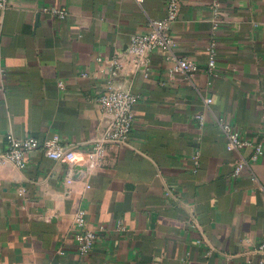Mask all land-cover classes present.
Masks as SVG:
<instances>
[{
  "label": "crops",
  "instance_id": "obj_1",
  "mask_svg": "<svg viewBox=\"0 0 264 264\" xmlns=\"http://www.w3.org/2000/svg\"><path fill=\"white\" fill-rule=\"evenodd\" d=\"M6 1L9 7H0V147L9 134L41 144L59 137L76 160H52L38 149L24 169L0 166V264L264 260L258 251L264 155L253 161V148L229 151L220 125L264 149V0H220L213 78V0H181L171 33L175 55L199 65L192 81L172 76L163 52L151 56L148 76L126 64L133 35L165 18L168 0ZM50 7L69 16L46 12ZM117 55L124 62L117 84L140 96L135 125L128 144L110 150L108 166L84 170L86 154L105 134L98 98ZM242 158L249 170L234 178ZM81 209L87 229L98 235L87 256L75 240Z\"/></svg>",
  "mask_w": 264,
  "mask_h": 264
},
{
  "label": "built area",
  "instance_id": "obj_2",
  "mask_svg": "<svg viewBox=\"0 0 264 264\" xmlns=\"http://www.w3.org/2000/svg\"><path fill=\"white\" fill-rule=\"evenodd\" d=\"M0 7L7 9L9 7L6 0L0 1ZM213 28L212 38L208 51L210 53L208 63V73L213 78L217 75V55L218 41L217 35L223 23L222 3L220 0H213ZM181 0H168L167 13L164 19L151 20L148 29L144 33L133 35L130 45L127 48L126 64L132 69L143 70L145 76H148L146 68L148 67L151 56L155 52H163L167 61L173 63L170 74L182 75L187 80L192 79L197 75L200 68L199 65L189 58H178L174 53L175 39L171 33L172 25L178 20L181 13ZM46 12L66 19L69 13L66 9L50 7L45 9ZM113 70L111 76L107 79L105 88L100 94L98 100L103 109L104 115L112 121L104 135L99 137L93 145L87 156L85 164L86 170H96L109 165L110 150L113 147H123L128 144L130 135L135 125L136 113L135 107L140 101V96L126 90L117 84L116 79L124 67L123 59L118 55L112 59ZM86 76V74L84 75ZM212 98H206L205 102L211 104ZM201 125L204 124V117H199ZM221 128L227 138V148L229 151H241L253 148L252 160L257 161L264 155L262 145H254L253 142L241 137L233 127L225 122L220 123ZM41 149L44 155L52 160L62 161L66 163H74L76 160V151L72 148L65 147L60 144L59 137L41 144L36 138L29 137L19 139L12 134L7 136L5 147H0V166L13 165L18 169L26 167V158L28 154ZM193 171L198 173L200 170V155L197 153L193 157ZM249 170V163L244 158L234 163L233 177H240L246 170ZM71 177V171L69 178ZM254 180L257 181L254 176ZM71 180L68 179V182ZM86 211L81 209L76 214V229L75 240L78 247V252L81 256H87L94 248L98 235L94 230H89L86 227ZM259 252L264 253V244H262ZM246 264H264V260L250 259Z\"/></svg>",
  "mask_w": 264,
  "mask_h": 264
},
{
  "label": "water",
  "instance_id": "obj_3",
  "mask_svg": "<svg viewBox=\"0 0 264 264\" xmlns=\"http://www.w3.org/2000/svg\"><path fill=\"white\" fill-rule=\"evenodd\" d=\"M111 121H112V120H111L109 117H105V118H104V121H103V128H102L104 133L106 132L108 126H109L110 123H111ZM84 170H86V168H85Z\"/></svg>",
  "mask_w": 264,
  "mask_h": 264
}]
</instances>
